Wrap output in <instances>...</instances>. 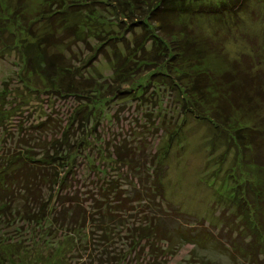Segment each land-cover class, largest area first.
Here are the masks:
<instances>
[{"label": "rangeland", "instance_id": "rangeland-1", "mask_svg": "<svg viewBox=\"0 0 264 264\" xmlns=\"http://www.w3.org/2000/svg\"><path fill=\"white\" fill-rule=\"evenodd\" d=\"M18 1L0 3L10 12ZM60 1L48 0L47 8L58 9ZM42 3L24 0L18 4L29 12L22 24L25 33L14 29L12 17L5 20L1 14L0 18V155L14 152L24 157L31 150L30 157L40 160L47 153L45 160L60 178L59 183L38 193L43 210L50 212L51 224L40 229L9 217L0 227V239L23 248L21 264H197L196 255L215 264H264V231L255 234L252 226L255 218L264 224V199L258 210H245L242 199L256 203L253 190L260 185L254 180H264V164H242L228 133L185 111L181 91L172 83L164 84L166 78L155 73L156 69L140 73L142 86L124 84L125 91L118 92L110 91L114 86L103 88L100 93L106 99L94 108L86 106L82 117L77 112L88 105L86 100L58 93L51 89L49 79L21 68L27 60L25 54L32 51L30 44L36 45L34 38L47 28L51 33L56 30L63 36L59 50L78 66L91 57L82 74L105 85L113 77L115 60L110 46L118 44L125 55L124 41L134 48L140 29L122 23L118 26V19L104 13L103 26L74 36V21L88 15L92 7H103L72 6L67 9L70 24L62 27L59 20L43 25ZM240 15L237 28L205 17L188 28L193 29L195 38L217 44L226 59L237 60L238 66L250 58L253 70H264V0H247ZM109 33L119 39L106 40ZM99 43L105 52L96 53ZM206 62L218 72L224 70L219 57ZM162 69L168 71L164 64ZM259 100L257 121L264 117V99ZM254 117L246 116L243 121L252 124ZM70 123L71 129L64 134ZM115 146L116 152L132 155L129 164L116 160ZM56 152L57 159L50 158ZM154 180L161 184L160 191ZM60 187L67 192L64 198L58 192ZM73 200L91 215L100 209L112 211L99 223L104 230L96 221L71 223L62 203ZM33 206L30 201L28 207ZM158 214L164 216L167 228L200 235L204 243L175 241L170 245L162 241L152 247L142 240L132 244V229ZM177 232L171 237L176 239Z\"/></svg>", "mask_w": 264, "mask_h": 264}, {"label": "trees", "instance_id": "trees-1", "mask_svg": "<svg viewBox=\"0 0 264 264\" xmlns=\"http://www.w3.org/2000/svg\"><path fill=\"white\" fill-rule=\"evenodd\" d=\"M47 1L43 0L40 11L43 14L40 15L43 25L59 20L62 27H68L70 19L67 9L75 5L103 7L97 10L92 7L88 15L81 16L82 19L74 21L71 30L74 36L84 32L93 33L97 26H103L106 17L104 13L118 19V26L122 23L140 29V37L135 38L134 48H130L124 41L125 55L121 54L118 44L110 46L113 50V60H115L112 64L113 77L112 81L106 82L105 85L102 81L88 79L82 74L85 64L92 59L91 57L86 58L78 66L62 50H59V45L63 43V36L58 35L56 30L51 33L48 30L50 28H47L41 37L34 38L38 40L36 45L30 44L32 51L25 54L29 63L26 60L21 68L28 74H36L49 79L51 89L58 93L74 95L84 102L86 100L88 105L77 112L82 117H84L81 113L82 109L86 106L88 108L89 104L91 108H94L98 101L106 99L100 93L103 88L110 89L114 86L110 91L118 92L125 91L122 88L124 84L142 86V74L140 73L156 69L155 73L158 71L166 78L167 81L163 82L164 84L172 83L181 91L185 111L197 119L211 122L228 133L242 164L246 166L264 164V117H261L260 121L256 119L259 99H264V70H253L250 58H245L240 63L242 66H238L237 60L226 59L222 51L217 48V44L203 37L195 38L193 29L188 28V25L195 24L201 17L237 28L241 21L240 13L246 8L247 0H80V2H77L79 0H61V3H58V9H53L51 6L47 8ZM20 2L24 3V0H19L10 12L7 5L0 3V18L1 14L5 20L12 17L11 22L14 29L25 33L23 25L29 12L18 5ZM79 22L82 24H77ZM52 28L56 26L53 25ZM66 33L67 28L63 35ZM111 34L109 33L105 39H119L117 36L112 37ZM105 51L102 43L96 46V53ZM106 56L108 58V54ZM213 56L222 60L225 65L223 71L218 72L207 64L206 60L210 61ZM163 64L168 71L162 69ZM151 76H154L153 71ZM1 114L0 122L3 113ZM88 114L90 115L91 111ZM246 116L250 119L255 116L254 122L245 123L243 120ZM71 123L65 127L64 134L71 129ZM116 148L117 146H115V152ZM116 154V160L126 165L132 160V155L127 157L118 151ZM28 155L19 157L14 152L4 156L0 155V227H4V221L9 217H13L14 222L20 220L23 224L35 225L40 229L52 223L50 212L43 210L38 193L46 186L59 183V174L55 167L45 160L47 153L40 160L30 157L31 150ZM56 155H51L50 158L57 159L58 155ZM246 181L249 180L246 179ZM254 181L260 185L253 190L257 200L254 203L247 198H242L245 210L249 207L252 210H258V207L263 208L261 200L264 199V180L255 179ZM251 182L253 181L250 180ZM160 187L161 184L155 181L157 191H160ZM249 188L252 191L250 186ZM58 192L61 198L67 196V192L61 187ZM30 201L34 204L32 209L28 207ZM23 204L24 206L20 207ZM37 205L39 210H36ZM62 206L65 207L64 215L69 212L71 223L96 221V225L101 230H104L105 226L99 223L105 218V213L108 212L109 216L113 213L102 209L99 210L101 214L99 212L93 215L90 212L85 213L81 204L75 200L64 202ZM97 216L100 217L96 218ZM164 220V216L158 214L134 227L131 237L132 244H140L142 240L152 247L160 246L162 241L170 242V245L175 241L181 244L190 241L195 244L204 243L205 240L200 235L185 233L182 230L177 232L179 228H167ZM252 226L255 234L259 230L264 231V224L260 219L255 218ZM173 231L177 232L176 239L171 237ZM105 234H108V231ZM22 250L23 248L20 249V245L16 246L12 240L0 239V264H21L22 258L19 253ZM153 258L155 263L158 262L156 256ZM196 258L197 264H215V261L205 256L196 255Z\"/></svg>", "mask_w": 264, "mask_h": 264}]
</instances>
